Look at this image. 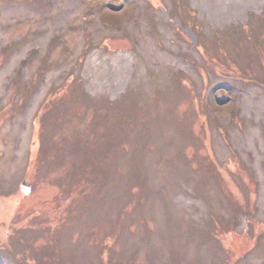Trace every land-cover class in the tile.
<instances>
[{"label":"rangeland","instance_id":"1","mask_svg":"<svg viewBox=\"0 0 264 264\" xmlns=\"http://www.w3.org/2000/svg\"><path fill=\"white\" fill-rule=\"evenodd\" d=\"M0 213V264H264V0H0Z\"/></svg>","mask_w":264,"mask_h":264},{"label":"water","instance_id":"2","mask_svg":"<svg viewBox=\"0 0 264 264\" xmlns=\"http://www.w3.org/2000/svg\"><path fill=\"white\" fill-rule=\"evenodd\" d=\"M21 187H22L23 191H25L26 193L29 192L31 189V185L26 180H24L22 182Z\"/></svg>","mask_w":264,"mask_h":264},{"label":"bare ground","instance_id":"3","mask_svg":"<svg viewBox=\"0 0 264 264\" xmlns=\"http://www.w3.org/2000/svg\"><path fill=\"white\" fill-rule=\"evenodd\" d=\"M7 211L9 212V209H7ZM0 216L2 217V218H5L6 216H4L2 213H0ZM1 225V224H0ZM0 228L2 229L3 227L2 226H0Z\"/></svg>","mask_w":264,"mask_h":264}]
</instances>
